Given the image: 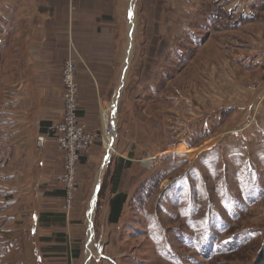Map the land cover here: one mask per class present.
<instances>
[{
    "label": "rangeland",
    "instance_id": "1",
    "mask_svg": "<svg viewBox=\"0 0 264 264\" xmlns=\"http://www.w3.org/2000/svg\"><path fill=\"white\" fill-rule=\"evenodd\" d=\"M82 1L73 5L102 21L88 38L97 48L82 53L71 42V54L79 95L80 71L92 85L103 161L95 209L90 194L73 235L83 232L73 264H252L264 251V84L249 89L261 71L247 73L237 60L246 54L236 48L238 33L207 31L203 12L194 20V0ZM224 81L235 84L231 92ZM255 91L247 108L250 97H242ZM106 151L131 164L115 225L107 221L114 163L105 166ZM19 197L14 206L0 200V264H50L20 222ZM232 236L245 248L209 263L207 250L213 258Z\"/></svg>",
    "mask_w": 264,
    "mask_h": 264
},
{
    "label": "crops",
    "instance_id": "2",
    "mask_svg": "<svg viewBox=\"0 0 264 264\" xmlns=\"http://www.w3.org/2000/svg\"><path fill=\"white\" fill-rule=\"evenodd\" d=\"M222 2L239 24L237 28L220 32L238 33L236 48L246 54L237 60L247 63L244 65L247 73L261 71V75L254 77L261 79L264 0ZM73 3L77 4V0H0V200L14 206L21 196L24 212L20 222L25 227L31 226V235L38 241L36 245L42 257L52 261L50 264L77 261L74 252L81 251L79 242L83 232L73 235L78 233L75 230L80 224L85 197L94 193L96 175L103 161L98 144L83 154L84 160L78 168L77 199L66 217L63 190L55 181L63 170V152L53 142V126L63 113L61 73L72 43L78 52L96 51L93 48L97 45L88 38L95 35L102 23L97 14ZM196 6L194 0V20L200 16ZM70 21H77L73 30ZM86 23L90 30L84 28ZM77 79L80 85L77 115L89 128L97 130L92 85L85 72L80 71ZM219 85L228 86L226 93L235 86L231 81ZM255 93H245L242 97L243 101L250 97L247 108L252 106ZM40 137L44 139L42 146L37 144ZM0 230H5L2 225Z\"/></svg>",
    "mask_w": 264,
    "mask_h": 264
},
{
    "label": "built area",
    "instance_id": "3",
    "mask_svg": "<svg viewBox=\"0 0 264 264\" xmlns=\"http://www.w3.org/2000/svg\"><path fill=\"white\" fill-rule=\"evenodd\" d=\"M66 58L62 73V107L61 119L54 124L53 142L63 152V170L55 181L63 190V211L69 217L74 208L78 192V168L80 156L87 152L97 141L98 131L89 128L78 115L79 91L76 82V64L71 54ZM264 51V46H263ZM264 84V72L258 83L249 87L250 90ZM44 139L40 137L37 144L42 146Z\"/></svg>",
    "mask_w": 264,
    "mask_h": 264
},
{
    "label": "trees",
    "instance_id": "4",
    "mask_svg": "<svg viewBox=\"0 0 264 264\" xmlns=\"http://www.w3.org/2000/svg\"><path fill=\"white\" fill-rule=\"evenodd\" d=\"M203 2V5H201L203 8L202 10H198V12H203L204 18L203 20L206 21L209 25L207 27L209 30L213 32H218L222 30H231L232 28H237V25L239 24L238 18L232 14V11H228L225 9V5L223 4L222 0H201ZM200 17V16H199ZM103 20H106L104 18ZM83 154L80 156L79 165L80 162L83 161ZM114 163L113 172L110 177V198L108 200V218L107 221L111 225H115L119 222L124 206L127 202V194L125 192L120 191V182H121V175L122 172L125 169H129L131 164L129 161H126L124 159H116L115 161H110L109 165ZM101 194V188L98 193ZM245 242V240H244ZM243 242V237L235 236L231 237L227 244L221 245V247H218L217 251L219 253L215 254L213 258L209 255L211 253L208 249L204 257L208 259L209 263L215 262V260H219L222 258L229 257L231 255H234L236 252H238L243 247L245 248V244ZM220 246V245H219ZM228 249L227 251H225ZM79 250H76L74 252V258H79L80 256ZM252 264H264V251H261L257 258L254 260Z\"/></svg>",
    "mask_w": 264,
    "mask_h": 264
},
{
    "label": "water",
    "instance_id": "5",
    "mask_svg": "<svg viewBox=\"0 0 264 264\" xmlns=\"http://www.w3.org/2000/svg\"><path fill=\"white\" fill-rule=\"evenodd\" d=\"M133 16V15H132ZM133 19H134V16H133ZM133 32H134V28H133ZM133 33H131L130 31H129V35L131 36ZM125 65L126 66H124V68H123V71H122V76H121V79H120V85H119V87L117 88V90H116V92H118V95H117V97L115 96V98H116V102L115 103H113V106H114V110H113V115L115 116V114H116V108H117V104H118V99H119V97H120V94H121V91H122V88H123V85H124V80H125V76H126V73H127V70H128V63H129V60L128 59H126L125 60ZM110 125L113 127L114 126V121L113 120H111L110 121ZM110 160H111V156H108V153H107V151L105 152V158H104V163H105V166L107 167V165L109 164V162H110ZM100 186H101V183H100V181L96 184V187H95V190H94V193H93V198H92V201H91V205H90V207H91V209H92V212H93V210L95 209V206H96V201H97V194H98V191H99V189H100ZM90 209V208H89ZM88 209V210H89ZM90 211V210H89Z\"/></svg>",
    "mask_w": 264,
    "mask_h": 264
},
{
    "label": "bare ground",
    "instance_id": "6",
    "mask_svg": "<svg viewBox=\"0 0 264 264\" xmlns=\"http://www.w3.org/2000/svg\"><path fill=\"white\" fill-rule=\"evenodd\" d=\"M128 59H129V55H128ZM107 135H109V133L104 134V139H105V137H107ZM111 138H112V137H111ZM102 173H103V171H102ZM91 211H92V209H91V207H90V213H91Z\"/></svg>",
    "mask_w": 264,
    "mask_h": 264
},
{
    "label": "snow or ice",
    "instance_id": "7",
    "mask_svg": "<svg viewBox=\"0 0 264 264\" xmlns=\"http://www.w3.org/2000/svg\"><path fill=\"white\" fill-rule=\"evenodd\" d=\"M130 18H131V13H130Z\"/></svg>",
    "mask_w": 264,
    "mask_h": 264
}]
</instances>
